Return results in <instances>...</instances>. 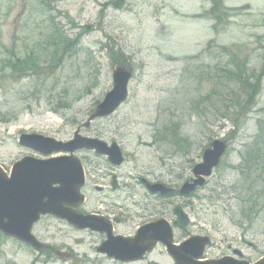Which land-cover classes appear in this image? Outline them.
<instances>
[{
	"label": "rangeland",
	"instance_id": "1",
	"mask_svg": "<svg viewBox=\"0 0 264 264\" xmlns=\"http://www.w3.org/2000/svg\"><path fill=\"white\" fill-rule=\"evenodd\" d=\"M263 48L264 0H0V166L9 172L26 156L44 157L19 145L23 133L116 141L126 159L115 169L103 157L78 153L87 171L81 209L93 211L104 207L99 199L121 193L109 188L112 173L142 193V177L173 174L181 183L207 143L225 138L227 156L191 202V230L203 227L212 237L209 256L232 244L255 262L264 256V181L252 193L228 190L240 151L264 122ZM118 59L134 69L128 99L89 122L112 88ZM254 73L259 87L247 84L256 82ZM237 203H256V210L246 219ZM33 233L45 251L0 232V264H122L97 253L101 235L55 217L42 218ZM151 260L173 264L163 248L128 264Z\"/></svg>",
	"mask_w": 264,
	"mask_h": 264
},
{
	"label": "water",
	"instance_id": "2",
	"mask_svg": "<svg viewBox=\"0 0 264 264\" xmlns=\"http://www.w3.org/2000/svg\"><path fill=\"white\" fill-rule=\"evenodd\" d=\"M132 76V69L115 66L113 69V89L108 92L104 100L90 115L89 122L95 118L112 113L126 99L127 85ZM89 123L86 124L88 126ZM20 144L32 148L43 154H51L62 150L73 152L77 149H95L99 154H108L113 164L123 161L122 153L117 144L108 147L106 143L75 135L68 142H56L37 134L21 136ZM226 150V144L215 141L212 148L203 155V162L194 167L195 176L209 175L220 157ZM84 182V173L80 161L73 156L38 160L27 157L13 166L10 176L0 169V230L7 236L16 237L35 248L41 244L31 235V227L38 221L40 215L52 214L66 219L79 227H89L94 230H107V224L100 223L92 216L77 214L72 208L82 200L79 194ZM204 178L199 177L193 183H186L181 189L182 194H190L197 185H202ZM58 186H54V185ZM152 190L166 193L168 190L162 185H154ZM182 226L188 223L186 214L180 207L175 209ZM157 240L168 247V252L176 259L177 264H250L246 260H232L223 258L216 261H198L202 257L207 238L193 237L180 246L172 243L170 227L164 222L145 226L133 240L117 239L107 242L99 248L122 261L141 258ZM255 264H264V258Z\"/></svg>",
	"mask_w": 264,
	"mask_h": 264
},
{
	"label": "flooded vegetation",
	"instance_id": "3",
	"mask_svg": "<svg viewBox=\"0 0 264 264\" xmlns=\"http://www.w3.org/2000/svg\"><path fill=\"white\" fill-rule=\"evenodd\" d=\"M112 178H116V176L113 175ZM187 179H190V177L186 178V180ZM170 180L171 182L168 183L158 178H154L151 180L140 178L138 179L136 185H139L143 189V193H138L135 188H130L128 187V185H126V183L120 181L118 182L116 179V188L114 189L111 187V189L120 191L121 193H112L111 195L106 196L108 200H100L102 202L101 206H104L101 208V210L97 209L89 212L97 216H104L111 223L113 235L123 237H133L140 227L146 224L155 223L158 220H166L171 224L174 232V238L175 240H177L179 233L178 229L180 226L178 219L174 214V208L176 205H178L177 199L179 197V186L178 184L177 186L173 184V181H177L174 179L173 174L170 176ZM147 181L158 183L164 182L168 186L174 188V191L173 193H169L166 195L152 193L148 190ZM111 182L109 184H112ZM97 188H99L98 190L100 191L104 189L103 186H97ZM184 199H186V201L182 200L183 202H181V204L189 214L190 210L194 211L190 202L192 201V198ZM83 212L87 213V211ZM185 233H190V228H188L187 232ZM185 233H182V236ZM97 234L101 235V240L106 238L105 234ZM187 236L188 235H186V237ZM162 248H164L163 245L161 243H158L156 247H154L153 250L144 257L143 261H147V259L155 250ZM228 249L230 254L226 252L219 256L210 258L212 259L222 256H231L236 254L237 252V248H234L232 245H229ZM149 264H156V262L151 260Z\"/></svg>",
	"mask_w": 264,
	"mask_h": 264
},
{
	"label": "trees",
	"instance_id": "4",
	"mask_svg": "<svg viewBox=\"0 0 264 264\" xmlns=\"http://www.w3.org/2000/svg\"><path fill=\"white\" fill-rule=\"evenodd\" d=\"M57 45H61V37L56 41ZM229 75L231 73L227 72ZM260 174H257L258 169ZM239 174L241 175L243 186H253L264 181V122L260 123L259 131L254 137L251 144H248L241 156V164L239 166Z\"/></svg>",
	"mask_w": 264,
	"mask_h": 264
}]
</instances>
